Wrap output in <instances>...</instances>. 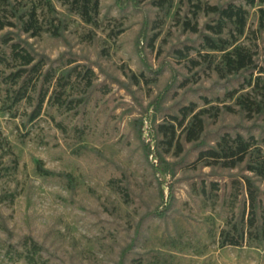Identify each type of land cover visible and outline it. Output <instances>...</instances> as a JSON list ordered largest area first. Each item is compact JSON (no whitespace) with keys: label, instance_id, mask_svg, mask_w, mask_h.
I'll use <instances>...</instances> for the list:
<instances>
[{"label":"rangeland","instance_id":"1","mask_svg":"<svg viewBox=\"0 0 264 264\" xmlns=\"http://www.w3.org/2000/svg\"><path fill=\"white\" fill-rule=\"evenodd\" d=\"M152 1L100 0L98 24L91 27L53 0L67 25L62 36L23 37L49 67L58 69L69 57L91 66L98 84H107L111 93L92 95L79 116L57 118L65 121L67 132L46 116L23 128L20 118L0 111V264H28L8 251H25L29 241L41 249L39 264H120L121 252L140 223V237L125 264H264V250L220 248V232L235 210L223 197L199 189L202 182L223 185L240 179L242 168L205 167L196 162L195 144H185L180 156L174 150L167 153L161 143L152 144L154 154L147 158L151 120L162 124L166 112L177 113L178 105L191 101L205 108L203 96L222 109L218 119H207L208 134L245 133L252 126L264 131V126L244 120L228 98L236 83L175 62L172 49L197 40L180 23L187 18L202 28L207 18L199 14L192 19L180 0H174L165 17ZM258 20L257 10H250L248 29L256 30ZM156 25L160 28L154 29ZM144 34L148 39L158 35L154 50L142 41ZM253 38L247 32L240 42L263 61L264 36L260 41ZM141 74L151 79L148 85H135L133 77ZM186 78L191 79L188 87L172 85ZM225 106L237 113L225 112ZM157 154L164 159L166 173L154 166ZM39 162L52 174L49 178L37 172ZM258 186L264 193V182L258 181ZM118 187L129 192V202L115 190ZM162 189L166 201L173 196L166 218L146 217L163 208ZM8 195H13L11 200Z\"/></svg>","mask_w":264,"mask_h":264},{"label":"trees","instance_id":"2","mask_svg":"<svg viewBox=\"0 0 264 264\" xmlns=\"http://www.w3.org/2000/svg\"><path fill=\"white\" fill-rule=\"evenodd\" d=\"M59 2L68 15L78 17L87 26H97L100 0ZM180 2L192 14V19L203 14L207 23L202 28L187 18L180 23L184 31L196 36L197 40H186L172 49L177 65L201 70L203 74H214L223 82L236 83L237 86L226 93L228 98L235 101L244 120L264 126V59L260 61L251 46L240 42L247 32L257 41L263 38L264 0H230L215 5L204 3V0ZM173 4L174 0L151 2V6L164 13L165 17ZM252 9L257 10L259 19L254 31L248 29ZM64 22L59 18L53 0H0V32L8 30L0 36V111L14 120L20 118L23 128L46 116L59 130L67 132L65 121H57V118L64 120L79 116L80 109L92 95L100 93L108 96L111 93L107 84H98V74L91 66L69 57L61 62L60 68L49 67L47 60L38 58L23 38L36 39L45 33L60 38L67 28ZM158 28L160 25L154 27ZM157 39L158 35L149 39L145 34L142 36V41L145 40L151 50H154ZM133 80L135 85H140L142 81L147 85L151 82L144 74L140 78L133 77ZM190 84V78L172 81V85L180 89ZM203 99L205 108L201 109L191 101L178 105L177 113L164 112L162 124L156 125L151 120V144L146 145L147 158L154 154L152 144L158 146L161 143L166 146L167 153L174 150L176 156L185 152V144H195L198 150L196 162L204 163L205 167L224 171L242 168L244 174L240 179H231L223 185L216 181L209 184L202 182L199 189L203 194L223 197L235 210L228 220V227L220 232V248L254 247L264 250V193L258 186V181L264 182V131L261 127L252 126L245 133L232 135L219 131L208 134L207 119H218L222 109L211 105L206 96ZM224 111L237 113L231 106H225ZM73 129L77 131V127ZM156 159L158 165H154L155 168L166 173L164 159L159 154ZM14 164L13 170L16 169V161ZM3 170L8 171L9 168ZM37 172L46 179L52 175L42 162L37 164ZM115 190L126 196L125 200L129 202L128 191L120 187ZM12 197L8 195L6 199L11 200ZM161 197L163 208L158 207L146 217L166 218L173 196L171 194L166 201L162 189ZM141 225H138L133 241L121 252L120 264H125L134 250ZM24 248L22 252L10 248L8 253L13 254L12 258L23 259L28 264H39L40 247L29 241Z\"/></svg>","mask_w":264,"mask_h":264}]
</instances>
